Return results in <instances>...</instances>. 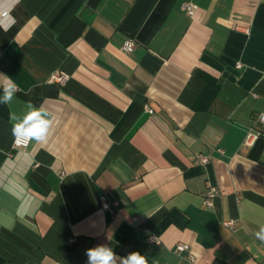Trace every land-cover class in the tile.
<instances>
[{
    "label": "crops",
    "instance_id": "obj_1",
    "mask_svg": "<svg viewBox=\"0 0 264 264\" xmlns=\"http://www.w3.org/2000/svg\"><path fill=\"white\" fill-rule=\"evenodd\" d=\"M0 12V97L5 76L18 86L0 104V264H88L101 244L183 264L176 242L197 264H264V0H0ZM58 69L64 84L49 80ZM29 102L50 131L15 150L9 112L22 119Z\"/></svg>",
    "mask_w": 264,
    "mask_h": 264
},
{
    "label": "clouds",
    "instance_id": "obj_2",
    "mask_svg": "<svg viewBox=\"0 0 264 264\" xmlns=\"http://www.w3.org/2000/svg\"><path fill=\"white\" fill-rule=\"evenodd\" d=\"M2 75V74H0ZM18 91V86L5 76L3 86V95L0 97V104L11 105L15 99V94ZM28 107L31 109L24 114L22 119L18 120L17 114L14 111L9 112V121L12 124L11 132L15 138L14 143L18 145H27L31 141L37 143L46 141L52 120L46 118L49 113L43 108H36L30 102ZM256 237L264 241V226L255 234ZM88 264H117V260L121 264H148L145 255L139 252H132L126 257L117 256L113 249L105 244L97 245L94 248H89L86 251Z\"/></svg>",
    "mask_w": 264,
    "mask_h": 264
},
{
    "label": "built area",
    "instance_id": "obj_3",
    "mask_svg": "<svg viewBox=\"0 0 264 264\" xmlns=\"http://www.w3.org/2000/svg\"><path fill=\"white\" fill-rule=\"evenodd\" d=\"M197 6L195 3L191 2V1H183L180 4V10H182L183 12H185L188 15H193L195 10H196ZM6 14V12H0V16H4ZM134 40L132 38H127L126 40H124V42L121 45V50L123 51H128L131 48L134 47ZM68 79V75L66 74V72L62 71V70H54L50 73L49 75V80L52 82H57L59 84H64ZM254 96L256 94L252 93ZM148 112H152L151 109L147 108ZM255 123L256 124H262L264 125V112H259L255 118ZM259 134V131L251 128L246 136L245 142L249 143L253 138H255L257 135ZM15 138L13 137L12 140V148L15 150H19V149H24L26 148L29 143L25 146V145H18L14 143ZM198 158L200 160V162L202 164H205L208 162V158L206 156L203 155H198ZM219 193V189L216 186H212L209 185L207 187V190L204 194L203 197V204L207 207H212L213 206V198ZM101 201V205L103 208L109 209L111 207L110 203L106 200L105 196H101L100 198ZM223 225L226 227H230L232 228L234 225V220L233 219H228V220H223ZM156 237L154 235H150L148 237L149 241H156ZM74 238L70 237L68 239V243L72 244L74 242ZM173 252L178 254L179 256H181L182 260H183V264H197V260H196V256L195 254L192 252L191 247L188 243L185 242H176L173 246Z\"/></svg>",
    "mask_w": 264,
    "mask_h": 264
}]
</instances>
